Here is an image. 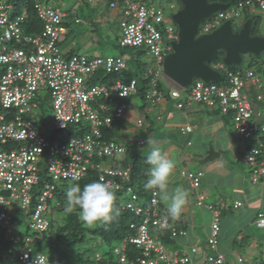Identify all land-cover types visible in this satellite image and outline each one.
Returning a JSON list of instances; mask_svg holds the SVG:
<instances>
[{
    "label": "built area",
    "instance_id": "obj_1",
    "mask_svg": "<svg viewBox=\"0 0 264 264\" xmlns=\"http://www.w3.org/2000/svg\"><path fill=\"white\" fill-rule=\"evenodd\" d=\"M103 0H89L101 2ZM124 6V19L120 20L123 33L122 45L145 47L158 65L164 69L165 59L173 53L172 43L178 40L174 26L162 28L165 22L161 8L148 7L138 0H114L110 7ZM226 4V3H225ZM224 11H218L209 17L202 27V35L213 33L225 22L233 19H243L244 11L254 12L257 8L264 12V0H241ZM173 7V6H172ZM14 6L8 1L0 3V225L7 228L8 239L17 242L18 234L12 227V216L8 209L14 205L26 213L31 206L33 189L40 184L42 172L48 173L52 181H80L89 169L97 171L99 178L116 190H120L121 182L129 183L130 168H118L120 158L127 153V148L114 139H106L104 129L110 131L114 127V119L124 117L127 105H120L111 114L108 101L113 95L128 97L138 92L136 80L128 83L116 81L111 85H89L87 78L96 73H118L126 68V61L119 57L93 58L86 55H74L64 60L59 55L57 43L64 40L67 28L64 25L66 16H76L78 7L64 12L50 3L36 1L34 9L43 23V29L37 35L25 32L28 12L12 17ZM78 23L80 20L75 18ZM164 29V30H163ZM200 31V30H199ZM165 35L169 41L163 47ZM200 36V35H199ZM218 70L223 65H215ZM164 74V73H163ZM159 77L160 73L154 74ZM173 98H181L182 87L166 77ZM246 79L256 90H261L263 84L255 72L246 73ZM206 83L195 79L187 96L188 103L198 102L206 107L220 108L223 114L232 113L236 129L244 139L255 142L248 148L243 157V163L251 168L250 178L253 184L264 182V125L255 122L263 118L262 113L253 106L251 96L246 91V84L240 73H228L225 85ZM44 90L52 97V124L57 133L66 136L69 125H78L88 121L86 130L80 135H68L64 140L48 137L40 128V118L33 115L39 107L38 96ZM113 93V94H111ZM257 94V93H256ZM161 92L153 89L149 99L161 100ZM103 99V101H101ZM257 101L264 103V94L256 95ZM182 108V104L178 105ZM143 126V121H138ZM79 131V129H78ZM184 133L193 132L192 126L182 128ZM260 131L258 135L255 133ZM57 138V139H56ZM74 140V141H73ZM73 143L71 144V142ZM71 144V146H70ZM145 140H139L138 145L144 146ZM70 146V147H69ZM104 159H112L111 166L101 163ZM46 161V167L43 162ZM182 176L191 181L197 189L201 185L203 173L182 172ZM77 177L78 179H73ZM119 179V180H118ZM118 180V181H117ZM54 184L46 183L39 196V201L32 213L29 227L33 232L42 233L50 227V220L45 217L48 210V200L52 197ZM131 201L127 207L137 215L143 213L142 208L134 207L137 194L132 187L127 189ZM158 194L151 192L152 209L146 210V218L137 228V235L131 242L141 251L137 258L139 264H224L225 255L216 256L202 253L200 247L173 252L171 256L159 240L151 235V229L170 230L172 237L188 235L186 230L177 229L171 225V219L158 212ZM203 196L199 197L201 204ZM242 203L236 202L235 207ZM213 213L211 235L207 239L209 249L216 250L219 246L221 233V211L208 206ZM259 222L264 227V218ZM134 228V226H132ZM34 238L27 236L22 244L16 243L9 251L13 264H61L56 258L38 252L32 248ZM125 244L117 248L115 253L120 256L121 264L129 262L125 255ZM9 256V255H8ZM101 256L97 255V260ZM244 263L241 256L236 258Z\"/></svg>",
    "mask_w": 264,
    "mask_h": 264
},
{
    "label": "rangeland",
    "instance_id": "obj_2",
    "mask_svg": "<svg viewBox=\"0 0 264 264\" xmlns=\"http://www.w3.org/2000/svg\"><path fill=\"white\" fill-rule=\"evenodd\" d=\"M20 2L18 0H0V3L4 2ZM41 3H50L54 5H59L62 7L64 11L72 10L73 8L78 7V17L82 20V23L76 24L74 23V20L69 19L67 21L68 24V36L67 39L59 45V49L61 51V54L64 57L70 56L72 53L74 54H83L87 56H122L126 60H128L129 66L132 70L138 71V73L142 74L145 71L153 72V73H160V81L162 85L166 88L170 87L169 82L167 81L164 73V69L161 65H158L156 59L148 52V50L145 49V47H140L138 49H131V48H120V41L123 36L122 29L120 28V20L124 19V6L122 2L120 1V8L117 9V11L110 9L105 4H93L88 2V0H36ZM148 7H155V8H161L164 13V26H167L169 24H173L172 22V16L177 13L179 10L183 8V4L180 0H140ZM213 2H219L223 3V0H209V3ZM23 4L20 3V7H16L11 11L12 17H15L17 15H20L24 12V8H21ZM173 6V7H172ZM253 16L261 15L262 16V32L264 35V12L260 11L258 8L253 13ZM209 20V18L203 20L200 23L199 26V35H202V27L204 24ZM245 24V20L243 19H233L232 25L233 30L235 32H239L242 30L243 26ZM175 26V25H174ZM177 27V26H176ZM178 29V28H177ZM169 41L166 38L163 43V47L168 45ZM262 60H264V53H262L260 56H244V61L240 65L242 69H248L250 66L253 67L256 70H259V74L257 73V76L260 78L261 82L264 84V64H262ZM141 64V65H140ZM140 67L141 69H139ZM170 89V88H169ZM192 87L189 86L187 88H182L181 93L184 96H188L189 91H191ZM257 89V86H252L251 83L247 82L246 91H255ZM39 107L34 109L33 115L40 118V124L39 128L50 138H54L55 136L58 137L59 140H64L68 135H80L79 131L75 129V127H71V129L67 130L66 136H63L60 133H57L55 131V128L52 124V116H53V109H52V97H50V94L48 91L44 90L43 92L39 93L38 100ZM128 103L130 104L129 109L126 111L124 115V119L122 121H117L119 124V131L114 132V136L111 137V139H118L123 140L127 137H132L135 141L133 143L127 144V147L130 151L127 150V153L122 156V160L120 161V165L118 168L125 169L129 166L131 163V157L132 154L137 155L138 157L141 156L140 159L147 157L150 148L147 145V139L149 135L142 134L141 128L136 127V123L138 118H141L143 122H145V125L148 124L150 121V118L147 117V115H144V113H140L139 111H136L138 108L143 106L145 104V101L141 99L139 96L134 97L130 100H128ZM192 108L194 109V113H189L188 110H179L175 107H171L170 114H174L180 118L186 117L183 121H179L177 119H173V123H182L183 126L190 124L192 126H195V132L190 135V140L192 141L191 146H186L183 143V140L185 141L186 137H183L182 134L179 131H175V127L172 126L170 129L164 127V129L161 131L163 127L158 129V125L153 130L152 134L156 136L158 134V137L161 136L160 140H163L165 142L166 137H168L167 143H162L160 146L162 149L167 153V155L170 158L178 159V156L175 155L173 152H168L167 148L171 144H175V140L173 139V135L178 138L180 144H178L177 147H181V152L183 156L186 157L184 160L185 163L182 164L178 162L177 168L174 173L173 177V183L170 185V187L175 186H182L186 188L190 196L189 198H192L193 190L191 187V181H188L185 177L182 176V172H196V171H203L206 174V177L204 178V183L202 187V192L206 191L207 193H211V184L218 185V189L220 192H224L228 188V193H226V196L229 198H233V189L230 184H227L226 178L223 177L225 172L228 169L220 168L221 172H208L207 169L210 168L213 164H215L217 161L224 162L228 165V168L230 170L234 168H241L243 172L249 171V168L242 162V157H244L248 152V147L252 145L251 141H248L244 139L243 136H241L235 129L234 122L231 121L228 117H223L220 114L215 113L218 109L211 108V107H205L201 106L198 109V105H193ZM259 111L262 113L263 118L258 120V122L264 123V111L259 109ZM140 114H139V113ZM137 113V114H136ZM150 115V114H149ZM83 132V131H82ZM79 133V134H78ZM165 138V139H164ZM57 139V138H56ZM145 140L146 144L144 146H138L137 141ZM172 141H171V140ZM159 140V141H160ZM157 141V140H156ZM158 141V142H159ZM176 145V144H175ZM185 146V147H184ZM126 147V148H127ZM211 147H214L215 151L221 150L222 154L220 158L215 159L212 162H208L206 164H201L200 162L204 159L205 152L208 153L211 149ZM245 150V152H244ZM208 155V154H206ZM205 155V157H206ZM178 161V160H177ZM112 159H108L104 161L105 166H110L113 164ZM43 167H46V161L42 164ZM44 172V171H43ZM42 175H45L43 173ZM249 175V174H248ZM46 178L52 180L51 176L47 173L45 175ZM249 178V176H248ZM247 189L250 192L256 191L258 187L255 185H251L250 179L247 180ZM128 185V183H126ZM229 185V186H226ZM210 188V189H209ZM213 191H215L213 189ZM217 192V191H216ZM215 192V194H216ZM196 194V193H195ZM217 197V194H216ZM235 199V198H234ZM244 199V198H243ZM247 200V199H246ZM162 202V201H161ZM214 202V197H209L204 202L205 206L207 207L208 204ZM163 206L164 203L162 202ZM190 217H193V221L195 226L192 228L194 236H197L196 233L200 232L198 237L200 238L201 244H204V241L208 239L209 233H210V226L212 222V214H210L207 209L204 207H198L196 205V200L191 202L190 204ZM244 211H235L233 215H231L233 218L238 217ZM9 215H11L14 219L12 223V227L14 228V233L18 234L23 233L25 236H33L34 233L32 230H30L29 227V221L25 215L23 216L22 209L19 208V206L14 205L13 207H10L8 209ZM54 217L55 220L59 221L60 223H64V213L61 212H55L53 216H50V218ZM15 219L20 222L22 221V224L18 226L15 222ZM207 220V224H205ZM192 221V222H193ZM15 227H14V225ZM88 226L94 227L95 225L89 224ZM16 227H18L16 229ZM198 227V228H195ZM238 226H231L230 229V238L234 237V235L238 232H240ZM202 230L200 231V229ZM251 233H258L260 234V231L256 226H251ZM228 229V230H229ZM264 232V231H263ZM203 234H205V237H203ZM247 233H245V236ZM264 237V236H263ZM24 237L22 239H19L20 242H17L19 245L24 241ZM87 241L79 246H77L74 249V252H71L75 257H78L79 253L83 254L84 258H94L97 254H103L107 251L108 247L103 243V240L99 237H96L95 235H91L90 233L87 234ZM182 239L177 240L175 244L183 246L181 243ZM175 244H165V247L167 248L169 254L172 256L173 251L175 249ZM190 246H186L187 249H189ZM222 248L224 249V252L227 254V262L228 264H236L234 263L235 259V253L232 252V249L237 254H240L244 257H247L248 262L247 264H255L257 260H255V257L257 256L253 249L247 250V247H243L240 245H235L233 247V244L229 243V241H226L222 245ZM211 249L208 250V252ZM264 251L263 249H261ZM215 254L214 252H212ZM237 258V257H236ZM264 257L260 258V261H263ZM9 264V263H8ZM238 264V263H237Z\"/></svg>",
    "mask_w": 264,
    "mask_h": 264
},
{
    "label": "trees",
    "instance_id": "obj_3",
    "mask_svg": "<svg viewBox=\"0 0 264 264\" xmlns=\"http://www.w3.org/2000/svg\"><path fill=\"white\" fill-rule=\"evenodd\" d=\"M18 1H20V2H17V1L13 2V3L10 1H8V2L10 4H12L14 6V8L20 7V3L23 4V6H21V8H24L28 12V18H27L25 26H24L25 32L29 33V34L37 35L38 33H40L42 31L43 23L38 18L36 11L34 9V4H35L36 0H18ZM113 1L114 0H103L101 2H90V3L105 4L110 9L117 11V9H119L120 7H118L117 9L110 7V5ZM138 1H140V0H138ZM223 1H224L223 3H226V4H228V3L235 4L236 2L241 1V0H223ZM88 2H89V0H88ZM140 2L143 3L142 1H140ZM54 6H57V5H54ZM58 7L62 9L61 6L58 5ZM64 12L69 13V11H64ZM254 12L247 13V11H244L243 20H245V22L249 19H252L254 21L252 31H251V36H263L262 27H261L262 16L261 15L253 16ZM74 17L78 18L80 20V22L77 23L75 21ZM69 19L74 20V23H76V24L82 23V20L78 17V14L76 16H73V15L68 16L67 15L65 18L64 25L67 28V33L65 35L64 40L57 43V49L59 50V55L64 60L70 59L74 55H83V54L72 53L70 56L64 57L61 54V51L59 49V45L67 39V36L69 34L68 25H70V24L67 23V21ZM172 22H173V20H172ZM169 25L174 26L175 24L174 25L169 24ZM163 26H164V24L162 25V28L166 27V26L165 27H163ZM177 28L178 27H176V25H175L174 29H175V32L178 34ZM122 39H123V36H122L121 41H120V48H123V49H126V48L138 49V48H140V47H132V46H127V45H122V41H123ZM150 54L152 55V53H150ZM247 56H254V55L249 54ZM87 57H89V59H93V58H97V57L106 58L104 56H93V57L87 56ZM107 57H110V56H107ZM114 57L123 58L126 61V68H124L122 71H120L118 73H106L103 71H99L98 73H96V76H90L87 78V82L89 83V85H98V84L99 85L100 84L101 85H111L112 83H114L116 81H122V82L128 83L134 79L137 82L138 92L136 94L130 95L128 97H121L119 95H113L111 98V101L110 102L108 101V104L110 107V112H108L109 114H111L113 111H116V109L120 105L125 104V105H127V108L124 112V115H125L126 111L130 107L128 100H130L134 97H137V96H139L141 99H143L145 101L146 105L147 104L151 105L152 103H157V104L162 103L164 100L168 104V106H170V107H175L179 110L189 109L188 108L189 103L187 100V96H184L181 93V96H182L181 98H173L171 95V92H170L171 88L170 87H169L170 89L167 88L168 86H166V88H165L162 85V83L160 81V76L156 78L154 75L155 73L149 72L148 70L143 72L142 74H140V73H138V71L132 70L130 68V66H129L130 62L128 60H126L124 57H122V56H114ZM224 58H225V52L219 51L218 55H217V59L210 64L211 67H213L215 65H223V68L218 69V71H220V73L223 77V82L220 83L219 85L227 84L226 79H228V73H230V72L235 73V74L240 73L242 75V78L245 81V84H247V82H249L246 79V73H248L249 71H252V72H255L256 76H257V73L259 74V70H256L251 66L248 69H242L240 65L239 66L232 65V66L228 67L224 64ZM243 61H244V56H243ZM262 61H263L262 64H264V60H262ZM138 68L141 69L140 67H138ZM153 89H156L159 92H161L162 95H161L160 101L148 98V94ZM258 93L264 94V84H263V88L259 92H257V94ZM111 94H113V93H111ZM257 94H255L254 100L256 102H259L256 99ZM101 101H103V99H101ZM252 103L254 106L253 100H252ZM259 103H261V102H259ZM179 104L183 105L182 108H179V106H178ZM193 104L198 105L200 107L205 106L204 104L198 103V102H193L192 105ZM146 105H144L143 107H146ZM256 110H258V109H256ZM188 112L194 113L195 111H188ZM215 113L220 114L223 117L230 118L231 121L234 122V126L236 129V122L234 120V115L232 113L223 114L221 112L220 108H218V110L215 111ZM123 119H124V117L121 119H114L115 124H114V127L112 130L106 131L107 129H104L106 139H108V140L111 139V137L114 136L113 135L114 132L119 131L118 126L120 123H118L117 121H122ZM255 123H256V125L258 124V125L262 126L260 123H258V121ZM87 125H88V121H82L78 125H69L68 129H71V127L73 126V127H75V129H77V130L79 129V133L81 134L82 131L86 130ZM236 131H237V129H236ZM259 132L260 131H257L255 134L258 135ZM251 143L253 145L255 144L254 141ZM253 145H250L248 148H250ZM140 158H141V156L138 157L137 155H134V153L132 154L131 163L128 166L130 168V181H129L128 185L125 182H121L118 179L119 181L118 180L117 181H118V183H120L122 185V188L120 190H116L113 188L115 190V193H116V201L114 204V208L116 209V212H115L113 218L107 222L93 223V225H95L94 227L88 226V223L84 222L81 219L80 214H79L80 210H79L78 206H74L71 211L68 210L66 198H65V193L71 184L78 183L81 186V188L83 189L84 185L92 183L94 181H97L99 179V175H98L97 171L89 169L88 173L80 181H72V180L52 181V180L46 178V176H45V175H47L46 172H42V174L45 173V175L41 174L40 184L37 185L33 189V193H32L33 198L31 201V206L28 209L29 211L26 213L25 211L22 210L23 211L22 215L23 216L25 215L28 219H30V217H31L32 213L34 212V209H35V207L39 201V196L42 193L44 185L46 183L54 184L55 189L53 191L52 197L48 200L49 208L47 210V213L45 214V217H47L50 220V227L47 231H44L42 233L33 232L34 235L32 237L34 238V240L32 243V248L34 249V252L35 253L41 252V253L48 255L51 258H56L61 262V264H121L120 263V256L115 253V250L117 248H121L125 244L126 249H125L124 253L128 257L129 262L131 261V262H134V264H139L137 262V258L140 257L142 255V253L136 247V245L131 242L130 239L137 235V228L143 223L144 219L146 218V215H147L146 210L152 209V206H151V192H152V190H146L144 188V184L146 183V181L148 179L149 166L144 162L146 157H144L142 159H140ZM105 160H108V159H104L101 161V163L103 165H104ZM242 162H243V157H242ZM248 168H249V174H250L251 168L250 167H248ZM199 172H202V171H196L193 173H199ZM202 173H203V177L201 178V185L197 189L193 188L195 191L202 189V182H203V178L205 176L204 172H202ZM251 183H252V181H251ZM263 183L264 182H262L261 184H263ZM253 185H259V184H253ZM128 187H132L134 193H136L138 196L137 200L134 201L133 205L136 208H142L144 210L143 213L140 215H137L135 211H132L131 209H129L127 207V204L129 203V201H131V195L129 196L128 191H127ZM198 197H200L199 193H198ZM198 202H199V199H197V201H196V205L199 207H201L202 204H204V203H202L204 201H202L200 205L198 204ZM212 206L214 208H217V206H214V205H212ZM232 206H233L232 209H240L243 207V203L241 206H239L237 208L235 207V204ZM163 207L164 206L160 204V200L158 198V208H157L158 212L160 213V215L168 216L166 210H164L165 208H163ZM55 212L64 213V221H65L64 223H60L59 221L55 220L54 217L50 218V216H53L55 214ZM225 213L221 210L222 216L226 215ZM260 214L263 215V218H264V213H260ZM170 219H171V225L173 227H175L176 224L174 225L173 223H174V220H176V219H172V218H170ZM13 221H14V219L12 217V223H13ZM15 221H16L15 223L18 226H20L22 224L21 220L19 222L18 220L15 219ZM183 224H186V222L182 223V225ZM211 225H212V222H211ZM132 226H134V228ZM14 227H15V225H14ZM182 227H185V226H182ZM182 227L177 226L176 228L182 229V230L188 229V227H185V228H182ZM17 228L18 227H16V229ZM28 228H30V227H28ZM222 230H223V225H222V218H221V233L219 235V246H218V248L216 250L211 249L209 252H208L209 248H208V250H203L204 252H202L203 254H201V255H204L205 253H209L211 255L216 256L217 253H222V252H220V248L223 245L222 240H221ZM150 232H151V235L155 239L159 240L162 244H164V246H165V244H169V245H171L173 243L175 244L177 242V240H179V239L184 240L189 235L188 230H187L188 235L186 237H184V236L172 237L171 231L168 229H166V230L151 229ZM88 233H90L91 235H95L96 237L101 238L103 240V243L108 247V249L105 253L97 254V255L101 256L100 260H97V255L94 258L88 257L86 259L83 257V254H81V253H79L78 257H75L71 253V252H74V249L77 246H79V245H81L87 241L86 239H87ZM210 235H211V228H210L209 236ZM23 237L25 239L27 238V236H25V234L20 232L18 239H17V242H20L19 239H22ZM17 242L8 239L7 228H5L3 225H0V264H8V263L13 264L12 257L9 254V251ZM206 243H207V240H206ZM182 250H184V248ZM212 252H214L215 254H213ZM241 257H243V256H241ZM243 259H244V263H239L237 259L235 260V262H237L238 264H246L247 262H246L244 257H243ZM224 264H228L226 255H225ZM255 264H264V260L259 261V262L257 261Z\"/></svg>",
    "mask_w": 264,
    "mask_h": 264
},
{
    "label": "crops",
    "instance_id": "obj_4",
    "mask_svg": "<svg viewBox=\"0 0 264 264\" xmlns=\"http://www.w3.org/2000/svg\"><path fill=\"white\" fill-rule=\"evenodd\" d=\"M52 5H54V4H52ZM56 7H58V6H56ZM257 92H259V90L249 91L251 99L254 101V108L258 109V110L261 109V110L264 111V103H259V102H256L254 100L255 99V94ZM144 105H146V103ZM193 105H192V103L191 104L189 103L188 104V108L189 109H187V110L188 111H195L194 109H196V108H192ZM143 106L138 108L136 111H139L140 113L143 112L144 115H147V117L150 118V121L148 122L147 125H145V122H143V126L139 127L138 126V121L142 120V119L138 118L137 123H136V125H137L136 127L143 129L142 132H141L142 134H146L147 133L146 135H149L153 139L159 141L161 136H162V134H161L160 137H158V134L156 136H154L152 134V132L155 129V127L158 126V125H161V126H158V129L163 127L161 129V131H162L164 129V127L170 129V127L174 126L175 127L174 128L175 131H179L180 130V133L182 134V136L186 137L185 138L186 140L185 141L183 140L182 144H184L186 146H191L192 145V141L190 140V135L195 132V128L196 127L193 126V132H191V134L190 133H184L182 131V128H184L186 126H192V125L187 124V125L183 126V122L182 123H173L172 122L173 119H177L179 121H183L186 118L185 116L180 118V117H178V116H176L174 114L173 115L170 114L171 107L168 106V104L164 100H163L162 103H158V104L157 103H152L151 105L147 104L146 107H143ZM199 107L200 106H198L197 110H200ZM261 124H264V123H261ZM171 135L173 136V139L175 140V142H176L175 144L176 145L175 144L169 145L168 148H167V151L168 152H173L175 155H177L178 156V159H177L178 162L184 164L185 163L184 160L186 159V157L183 156L182 153H180L182 146L181 147H177L178 144H180V142H179L178 138H176L175 135H173L172 133H171ZM114 140L118 141V139H116V138H114ZM134 141L135 140L132 137H127V138H125L123 140H119L118 142H120L125 147H127V144L131 145V143H133ZM167 142H168V137H166L165 142L163 140H160L159 144L162 145V143L164 144V143H167ZM137 145H138V141H137ZM127 150L129 151L128 147H127ZM216 152L220 153L219 157H217V158H220L221 154H222V151L221 150H217ZM244 152H245V150H244ZM208 153L205 152L204 157H203L204 159H205V155L208 154ZM221 167L224 168V169H228L225 172L226 174L223 175V177L226 178L227 184H230V186H232L233 194H234L233 196L234 197L233 198H229L228 196H226V193H228L227 192L228 188H227V190L225 192H224V189H223L222 192H220L219 189H218L219 186L216 185V184H212V183H210L211 184L210 187L212 188L210 194L209 193L206 194V191L202 192V189L198 190V191H195L192 188V190H193L192 192H193L194 196L192 198H189L186 206L184 207L182 215L179 218H177L176 220H174V223H173L174 225L176 224L175 227H177V226H179V227H182V226L188 227L187 230L189 231V235H188L187 238L182 240L181 243L183 244V246L175 244V249H174L173 252L181 251L183 248L187 249L186 246H193V245L200 247L202 252H204L203 250H208L207 243H206L207 239L204 241V244H201L202 241L200 242V238L198 237L200 232L196 233L197 236H194L193 231H192V228L195 226V224H194L195 221H193V217H190V211H191L190 210V204L194 200V198L197 201L198 193H199L200 196L204 197V199H203L204 202L207 200V198L214 197V202L213 203L208 204L207 207L205 206V204H202V206H201V207H204L205 209H207V211H209L210 214H212V220H213V213L209 210V208H208L209 205L217 206V208L220 211L222 210L224 213L226 212L225 213L226 215H223L221 217L222 218V225H223V230H222V234H221L222 243L224 244V243H226V241H229V243L233 244V247L235 245H240V246H243V247L246 246L247 250L253 249L256 252L254 254L257 255L255 257V260H257L259 262L260 258L264 257V251L261 250V249L264 250V237H263L264 236V232H263L264 231V227H261L259 225V221H258L259 220V214L260 213H264V183L263 184H259V185H255L256 187H258L256 189V191H253V192L249 193V191H248V189L246 187L247 186V182H248L247 180L250 179V182H251L249 171H248V173L247 172H243V170L241 168L240 169L239 168H234V169L230 170L226 163L219 162V161H217L210 168H208L207 171L208 172H213V173L214 172H221L220 171ZM199 171H201V170H199ZM204 174H205V172H204ZM248 176H249V178H248ZM205 177H206V174H205L204 178ZM204 178H203V182H202V187H203V183H204ZM186 179L188 181H190L188 178H186ZM251 185H253V184L251 183ZM226 186H229V185H226ZM213 189L215 191H213ZM215 192L217 194V197H216ZM204 202H202V203H204ZM236 202L243 203V207L240 208V209H232V207H233L232 205H234ZM160 204L163 205L161 200H160ZM163 208H165L164 210H166V207H163ZM241 210L244 211L241 214V216L239 215L236 218H233L231 216V215L234 214L235 211H241ZM185 222H186V224L182 225V223H185ZM205 224H207V220H206ZM232 225L233 226L234 225L238 226L237 228H239L240 232L236 233L234 235V237L230 238L231 234H230V229L229 228ZM251 226H254V227L256 226V228L259 229L260 234L255 233V232L251 233V229H252ZM185 227H182V228H185ZM195 228H198V227H195ZM183 230H185V229H183ZM201 230H202V228L200 229V231ZM245 233H247L246 236H245ZM203 237H205V234H203ZM220 252L224 253L227 256V254L224 252V249L222 248V246L220 248ZM232 252L235 253V259H236L237 256H242L240 254H237L234 251V249H232ZM200 254H203V253H200ZM244 258H245L246 262H248L247 257H244ZM234 263L237 264V262H235V261H234Z\"/></svg>",
    "mask_w": 264,
    "mask_h": 264
},
{
    "label": "water",
    "instance_id": "obj_5",
    "mask_svg": "<svg viewBox=\"0 0 264 264\" xmlns=\"http://www.w3.org/2000/svg\"><path fill=\"white\" fill-rule=\"evenodd\" d=\"M183 8L172 16L178 27V40L172 43L173 53L164 61V74L182 88L191 86L195 79L206 83H220L221 73L210 66L219 51L225 52L224 64L241 65L243 56H260L264 52V35L251 36L254 21L249 19L239 32L231 21L225 22L213 33L200 35V23L218 11L227 10L230 4L209 0H180ZM220 153L211 147L201 164L214 161Z\"/></svg>",
    "mask_w": 264,
    "mask_h": 264
},
{
    "label": "clouds",
    "instance_id": "obj_6",
    "mask_svg": "<svg viewBox=\"0 0 264 264\" xmlns=\"http://www.w3.org/2000/svg\"><path fill=\"white\" fill-rule=\"evenodd\" d=\"M226 80L228 81V79ZM147 145L150 151L144 162L149 166V170L144 188L158 194L159 199L166 206L167 215L172 219H177L182 215L190 196L189 191L182 186L170 187L178 161L175 158H170L159 142L150 136L147 139ZM73 179L78 178L73 177ZM65 198L68 210L71 211L74 206H78L81 219L89 224L107 222L113 218L116 212L114 208L115 190L103 176L97 181L84 185L83 189L78 183L71 184L65 193ZM261 219L262 217L259 216L258 221L260 222Z\"/></svg>",
    "mask_w": 264,
    "mask_h": 264
}]
</instances>
